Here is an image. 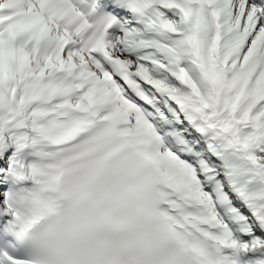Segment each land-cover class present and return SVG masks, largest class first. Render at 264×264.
I'll use <instances>...</instances> for the list:
<instances>
[{
    "label": "snow or ice",
    "instance_id": "6c2138e0",
    "mask_svg": "<svg viewBox=\"0 0 264 264\" xmlns=\"http://www.w3.org/2000/svg\"><path fill=\"white\" fill-rule=\"evenodd\" d=\"M100 142L123 262L43 222ZM0 264H264V0H0Z\"/></svg>",
    "mask_w": 264,
    "mask_h": 264
}]
</instances>
